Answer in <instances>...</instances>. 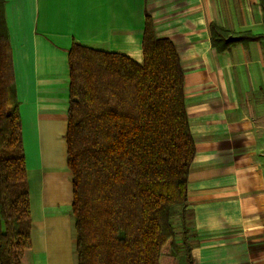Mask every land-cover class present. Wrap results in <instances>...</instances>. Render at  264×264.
Wrapping results in <instances>:
<instances>
[{
    "label": "crops",
    "instance_id": "obj_1",
    "mask_svg": "<svg viewBox=\"0 0 264 264\" xmlns=\"http://www.w3.org/2000/svg\"><path fill=\"white\" fill-rule=\"evenodd\" d=\"M3 1L20 102L31 250L38 251L30 264H41L42 253L54 264L51 244L61 239L67 254L61 261L71 264L68 50L76 41L142 65L146 14L157 37L174 44L185 75L196 147L185 219L194 264H264V39L224 51L211 41L212 25L264 35V0Z\"/></svg>",
    "mask_w": 264,
    "mask_h": 264
},
{
    "label": "trees",
    "instance_id": "obj_2",
    "mask_svg": "<svg viewBox=\"0 0 264 264\" xmlns=\"http://www.w3.org/2000/svg\"><path fill=\"white\" fill-rule=\"evenodd\" d=\"M0 0V264L32 247L20 102ZM217 51L264 35L211 26ZM143 64L74 41L65 141L77 264H194L185 219L196 147L174 44L146 14ZM180 219L181 242L174 221Z\"/></svg>",
    "mask_w": 264,
    "mask_h": 264
},
{
    "label": "rangeland",
    "instance_id": "obj_3",
    "mask_svg": "<svg viewBox=\"0 0 264 264\" xmlns=\"http://www.w3.org/2000/svg\"><path fill=\"white\" fill-rule=\"evenodd\" d=\"M64 206V207H63ZM68 207L65 206L64 204H62V211L63 213L66 211ZM67 213H68V210H67ZM71 216H72V211H71ZM70 217V216H69ZM72 218V219H71ZM70 218V228H69V232H68V237H69V241H70V252L71 253V256H70V260H71V264H73V256H74V259H75V263L77 264V257H76V236H75V228H74V221H73V217ZM174 225H175V229L177 231V234H178V241L181 242V229H180V219L178 217H176L175 221H174ZM58 228V227H56ZM59 230H60V227L58 228L57 230V234L59 233ZM56 234V237H60V236H57ZM62 234V232H61ZM64 236V234H62ZM65 236H66V233H65ZM72 241H73V252H72ZM51 243L52 240H51ZM63 240L61 239V242L58 243V245H55V244H51V248H50V251H51V257L53 259V261L56 263V264H65V262L63 263L61 261V259H66L67 258V254L64 253L63 251ZM38 254V251L36 250L35 252L33 250H28L25 252L24 256H23V259H22V263L23 264H30L31 261L33 259H35V256ZM57 259V260H56ZM183 259H184V256L183 255H180L178 258H177V262L179 264H184L183 262ZM39 261L40 263L42 264H51L50 262L47 263V259L45 258V255L44 253H42L40 255V258H39ZM54 263V264H55Z\"/></svg>",
    "mask_w": 264,
    "mask_h": 264
}]
</instances>
